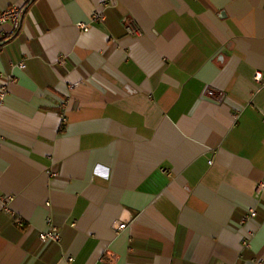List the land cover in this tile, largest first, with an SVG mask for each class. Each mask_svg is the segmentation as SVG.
Here are the masks:
<instances>
[{
  "label": "crops",
  "instance_id": "crops-1",
  "mask_svg": "<svg viewBox=\"0 0 264 264\" xmlns=\"http://www.w3.org/2000/svg\"><path fill=\"white\" fill-rule=\"evenodd\" d=\"M0 73V264H264V0H29Z\"/></svg>",
  "mask_w": 264,
  "mask_h": 264
},
{
  "label": "built area",
  "instance_id": "built-area-1",
  "mask_svg": "<svg viewBox=\"0 0 264 264\" xmlns=\"http://www.w3.org/2000/svg\"><path fill=\"white\" fill-rule=\"evenodd\" d=\"M29 2V0H24L23 5L21 6H10L6 9H3L0 11V26L4 24H10L12 27V31H16L21 24L23 11L25 5ZM106 7L105 4H102V10L96 11L91 21L92 22H103L105 20V14H104V8ZM79 28H81L83 31H87L88 27L82 23H79L77 25ZM122 26L128 36L139 38L142 36V31L137 26L135 21L130 18H125L122 21ZM25 60H21L18 63L10 62V66L14 68L24 69L25 68ZM60 64L64 63V60L61 59L59 61ZM253 80L257 83H261L263 81V76L260 72H256L253 76ZM14 81V78L10 74L0 73V103H2L8 93V85ZM203 96L209 99H212L216 102H224L227 100V95L225 92L221 90H216L210 87H207L203 91ZM66 121L65 117L61 115V124H63ZM212 163V160L209 161V164ZM50 176H56V173L49 172ZM264 188V184L260 183L259 189ZM12 198L7 195H3L0 193V208L7 214H11V203ZM256 216L255 210H249L243 217L242 222L247 221V219H252ZM17 224L19 226L23 225V221L21 219L17 220ZM129 221L127 219H124L120 217L119 219L115 220L113 222V229L115 232H121L128 228ZM38 238L41 242H52V243H59L61 241V235L59 233V230L52 226L50 223L48 225V229L44 232H41L38 234ZM243 245L245 247L248 246L247 242H244Z\"/></svg>",
  "mask_w": 264,
  "mask_h": 264
}]
</instances>
